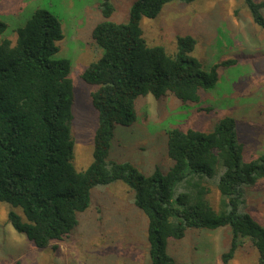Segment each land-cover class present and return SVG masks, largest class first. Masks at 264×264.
<instances>
[{"label": "trees", "instance_id": "16d2710c", "mask_svg": "<svg viewBox=\"0 0 264 264\" xmlns=\"http://www.w3.org/2000/svg\"><path fill=\"white\" fill-rule=\"evenodd\" d=\"M173 1L194 0H135L126 23L111 21L113 6L100 1L101 20L91 32L100 56L80 75L83 83L95 87L89 100L97 125L91 163L80 172L72 165L71 62L57 56L63 39L59 17L36 9L14 31L15 43L1 40L0 202L11 208L7 220L12 229L36 248L69 237L89 209L93 189L120 182L145 217L150 264H172L170 241L182 240L189 231L219 229L230 234L224 263L247 240L257 253V264H264V224L245 210L246 192L264 179V154L243 159L233 116L219 119L209 133L168 129L165 153L172 164L166 171L155 168L143 174L120 153L116 128L135 124L139 97L170 96L183 105L197 104L202 93L214 88L218 70L235 62L205 70L192 57L195 40L187 35L176 37L172 55L160 46H148L141 20L155 18ZM241 1L253 23L264 30V0ZM6 28L0 22V36ZM210 186L218 193L215 206L208 200Z\"/></svg>", "mask_w": 264, "mask_h": 264}, {"label": "rangeland", "instance_id": "374dc122", "mask_svg": "<svg viewBox=\"0 0 264 264\" xmlns=\"http://www.w3.org/2000/svg\"><path fill=\"white\" fill-rule=\"evenodd\" d=\"M100 1L0 0V22L7 27L0 42L9 39L15 43L14 31L36 9L48 10L60 19L63 39L58 43L57 56L71 62L70 134L72 165L78 172L91 163L97 125V113L89 100L95 87L83 83L80 75L100 56L91 39L94 25L101 20ZM109 1L114 8L111 21L126 23L135 0ZM140 29L148 46H160L168 55L176 50V37L191 36L195 40L191 55L205 70L225 61L235 62L218 70L214 88L202 93L197 104L183 105L170 96L159 100L150 95L139 97L135 124L115 131L123 147V159L143 174L155 168L166 171L172 164L165 153L168 129L209 133L225 116H233L238 123L245 161L264 154V30L253 23L244 3L173 1L164 5L155 18H143ZM209 188L208 200L215 206L218 193L213 186ZM10 209L0 202V264H150L145 217L134 207L132 192L120 182L93 189L91 205L80 215L77 228L63 241L45 249L36 248L12 229L7 220ZM245 210L264 224V179L246 192ZM14 211L22 216L19 209ZM241 243L234 257L224 263L222 255L230 246L228 229L189 231L182 240L170 241L168 255L172 264H257V253L250 243Z\"/></svg>", "mask_w": 264, "mask_h": 264}]
</instances>
